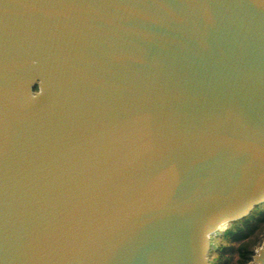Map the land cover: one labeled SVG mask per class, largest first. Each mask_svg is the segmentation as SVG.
Here are the masks:
<instances>
[{"label":"water","instance_id":"95a60500","mask_svg":"<svg viewBox=\"0 0 264 264\" xmlns=\"http://www.w3.org/2000/svg\"><path fill=\"white\" fill-rule=\"evenodd\" d=\"M263 202L264 0H0V264H211Z\"/></svg>","mask_w":264,"mask_h":264},{"label":"trees","instance_id":"16d2710c","mask_svg":"<svg viewBox=\"0 0 264 264\" xmlns=\"http://www.w3.org/2000/svg\"><path fill=\"white\" fill-rule=\"evenodd\" d=\"M216 237L218 244L211 241L209 252L213 264H230L236 256L239 264H250L255 248L264 237V202L255 206L246 217L231 222Z\"/></svg>","mask_w":264,"mask_h":264},{"label":"rangeland","instance_id":"374dc122","mask_svg":"<svg viewBox=\"0 0 264 264\" xmlns=\"http://www.w3.org/2000/svg\"><path fill=\"white\" fill-rule=\"evenodd\" d=\"M263 239H264V237H263ZM211 241H214L216 244H218V241H219V239H217V237L215 238V236L212 238V240ZM263 241V240H262ZM262 243V242H261ZM258 247V246H257ZM256 247V248H257ZM255 248V249H256ZM213 255H214V253H213ZM237 258H238V256H236L235 258H234V260L230 263V264H239L238 262H237ZM210 262H211V264H213L214 262H213V258L210 256Z\"/></svg>","mask_w":264,"mask_h":264}]
</instances>
